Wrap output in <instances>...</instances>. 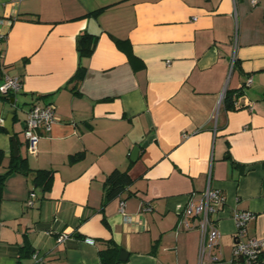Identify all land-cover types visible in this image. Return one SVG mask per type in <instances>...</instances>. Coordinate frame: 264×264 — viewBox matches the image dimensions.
Returning a JSON list of instances; mask_svg holds the SVG:
<instances>
[{"label":"crops","instance_id":"obj_1","mask_svg":"<svg viewBox=\"0 0 264 264\" xmlns=\"http://www.w3.org/2000/svg\"><path fill=\"white\" fill-rule=\"evenodd\" d=\"M235 9L232 0H0V84L3 72L22 81L0 92V174L17 156L12 137L30 168L54 170L33 206L31 176H6L0 264H16L26 242L42 264H101L109 240L128 253L120 264H198L200 232L178 221L209 177L225 202L204 264H264L232 253L234 210L254 212L246 235L264 236V0ZM87 33L94 48L80 57ZM47 103L55 122L30 151L27 112ZM115 168L132 181L105 200Z\"/></svg>","mask_w":264,"mask_h":264},{"label":"built area","instance_id":"obj_2","mask_svg":"<svg viewBox=\"0 0 264 264\" xmlns=\"http://www.w3.org/2000/svg\"><path fill=\"white\" fill-rule=\"evenodd\" d=\"M234 5V12L236 11V0H232ZM258 0H251L254 5ZM236 13V12H235ZM1 23V20H0ZM4 35L0 32V39ZM236 58L233 54L230 59V71L235 66ZM251 79L246 81V85L250 83ZM22 87V81L17 75H10L6 72L2 74V82L0 84V92L15 93L19 92ZM224 93L222 94V97ZM55 122L54 105L47 103L44 105H33L27 112L24 126V136L27 142V147L30 151H34L36 143L42 133L48 132L52 124ZM37 197V191L32 188L29 191L26 199L27 206H33ZM225 202L224 193L216 187H213L208 178L206 187L199 197L194 198L190 196L185 206L183 207L178 221V227L187 228L195 225L200 232L199 251H198V264H204L207 253L219 244V231L217 229L213 214H215ZM119 209L124 215V219L130 220V217L124 211V201H120ZM150 209V207H147ZM256 214L250 210H234L232 217L235 221L236 232L235 242L233 245L232 253L235 258H241L247 262H256L264 258V236H247V225L255 218ZM195 220V223H190V220ZM49 233V231H48ZM68 233L64 232L58 236L59 241H64L68 238ZM213 257V256H212ZM32 258L35 262L40 259L37 254H33ZM215 258V257H213Z\"/></svg>","mask_w":264,"mask_h":264},{"label":"trees","instance_id":"obj_3","mask_svg":"<svg viewBox=\"0 0 264 264\" xmlns=\"http://www.w3.org/2000/svg\"><path fill=\"white\" fill-rule=\"evenodd\" d=\"M95 44V37L93 34L87 33L82 34L81 38L78 42V50L80 57L88 56L92 53ZM86 73V68L79 64L76 72L72 76V80L77 84L84 77ZM233 90H227L224 94V99L226 101V105L228 108H234V94ZM239 92L236 93V95ZM82 156V153L73 154L70 158L71 160H75ZM17 171L23 173L25 175L31 176V181L33 184V188H41L42 192H47L50 190L52 186L54 170L48 168H38L32 169L28 165L27 159L17 155L13 157L8 164L7 169L0 174V200L2 195V188L5 181L6 176L13 172ZM132 179L126 170H120L118 168L113 169L109 174H107L105 178V183L107 185L106 189V199L109 200L118 194H120L124 189H126ZM35 252L32 251V247L29 243H25L19 247L18 255L16 258V264H27L25 260L30 258ZM120 248L112 241L109 240L106 243L105 248H101L98 252L99 259L101 264H120L119 260ZM30 264H42L40 261H33Z\"/></svg>","mask_w":264,"mask_h":264},{"label":"water","instance_id":"obj_4","mask_svg":"<svg viewBox=\"0 0 264 264\" xmlns=\"http://www.w3.org/2000/svg\"><path fill=\"white\" fill-rule=\"evenodd\" d=\"M12 141H13V144H14V153H15V155H18V143H17L15 137H12ZM137 148H138L137 146L134 147V149L132 151V156H131L132 159L136 155ZM37 190L38 191H42L41 188H37ZM127 256H128L127 251H125L124 249H121L120 250V253H119V259L120 260H126L127 259Z\"/></svg>","mask_w":264,"mask_h":264},{"label":"rangeland","instance_id":"obj_5","mask_svg":"<svg viewBox=\"0 0 264 264\" xmlns=\"http://www.w3.org/2000/svg\"><path fill=\"white\" fill-rule=\"evenodd\" d=\"M230 75H231V73H230ZM230 75H229V76H230ZM229 78H230V77H229Z\"/></svg>","mask_w":264,"mask_h":264}]
</instances>
